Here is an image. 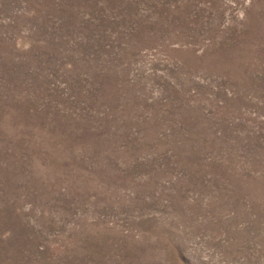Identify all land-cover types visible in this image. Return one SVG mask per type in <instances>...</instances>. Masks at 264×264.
Returning <instances> with one entry per match:
<instances>
[{"label":"rangeland","instance_id":"obj_1","mask_svg":"<svg viewBox=\"0 0 264 264\" xmlns=\"http://www.w3.org/2000/svg\"><path fill=\"white\" fill-rule=\"evenodd\" d=\"M0 264H264V0H0Z\"/></svg>","mask_w":264,"mask_h":264}]
</instances>
